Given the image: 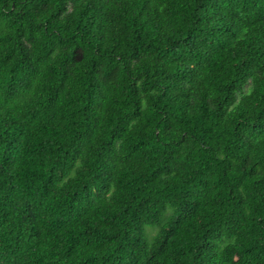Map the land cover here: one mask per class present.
Listing matches in <instances>:
<instances>
[{
	"label": "trees",
	"instance_id": "16d2710c",
	"mask_svg": "<svg viewBox=\"0 0 264 264\" xmlns=\"http://www.w3.org/2000/svg\"><path fill=\"white\" fill-rule=\"evenodd\" d=\"M0 264H264V0H0Z\"/></svg>",
	"mask_w": 264,
	"mask_h": 264
},
{
	"label": "rangeland",
	"instance_id": "374dc122",
	"mask_svg": "<svg viewBox=\"0 0 264 264\" xmlns=\"http://www.w3.org/2000/svg\"><path fill=\"white\" fill-rule=\"evenodd\" d=\"M152 226H146V231H147V236L149 239H151L152 235L150 234V230H151ZM152 232V230H151Z\"/></svg>",
	"mask_w": 264,
	"mask_h": 264
}]
</instances>
